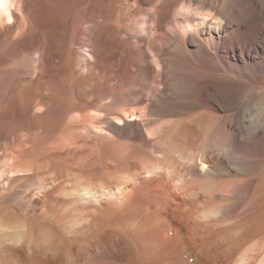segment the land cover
<instances>
[{
    "label": "bare ground",
    "instance_id": "6f19581e",
    "mask_svg": "<svg viewBox=\"0 0 264 264\" xmlns=\"http://www.w3.org/2000/svg\"><path fill=\"white\" fill-rule=\"evenodd\" d=\"M28 1L0 0V264H264V0H89L67 91Z\"/></svg>",
    "mask_w": 264,
    "mask_h": 264
},
{
    "label": "rangeland",
    "instance_id": "374dc122",
    "mask_svg": "<svg viewBox=\"0 0 264 264\" xmlns=\"http://www.w3.org/2000/svg\"><path fill=\"white\" fill-rule=\"evenodd\" d=\"M37 1L38 2H36V0L28 1V12L35 18L34 19L31 15V18H33L32 21L35 23V25L33 31L30 33V36L34 37L37 34L40 35L41 43H43L42 50L47 51H45L46 56L48 55L47 60L49 61L53 58L56 66H58L57 69L60 70H57L58 73L63 77L61 89L63 91H67L65 89H68L70 86V89H72V87L76 88V86H78V83H80V80L83 81V78L85 80L86 77V80H88L91 73V67H89L88 70L86 67L91 63L87 64L85 61L87 58L90 59V61L92 60V56L89 54L88 49L93 50L92 48H94V43L91 38V24L93 21V18L91 21V1L86 0L81 3L79 2V0H77L76 3L79 2L78 4H80L82 7H87L86 9H82L79 5L78 8H80V10L77 8L75 0H58V4L54 2L57 0ZM34 6H36V8H34ZM20 23L21 20L18 19L17 24L13 27V32L18 29ZM15 41L18 42L19 40ZM13 45L14 43L0 45V57L7 53ZM16 46L19 47L18 45ZM33 52H35V47H32L28 53ZM29 57L32 58L35 56L33 54H30ZM18 62H21L20 64H22V66L26 68V64L29 62V60L21 56L18 59ZM65 69H68V73ZM69 71L71 72V74ZM90 110L91 108H88L83 112H87ZM9 131L11 132V134ZM13 131L14 130L9 129L0 134V160H10L11 157L7 158L5 157V154L8 152H12L16 147H18V145H20L19 142L21 143L23 140L22 138H24V135L22 133H20L19 135L18 132L15 131V133ZM9 134L11 136H9ZM21 135L22 140L20 139ZM47 159L54 161L56 163L55 165V163L53 162L54 166L58 165L57 160H59V158L57 155H49ZM97 169L96 171H100V169H102V166L100 168L98 167ZM57 204V201H50L48 206L49 211H56V209L59 207V204L58 206ZM9 207L12 208L13 205L10 204V202L5 201L4 198L0 197L1 210L4 211L5 209H7V212L8 209H10Z\"/></svg>",
    "mask_w": 264,
    "mask_h": 264
}]
</instances>
